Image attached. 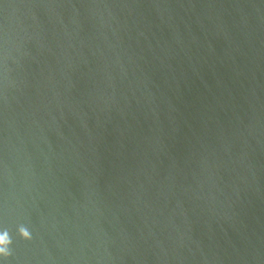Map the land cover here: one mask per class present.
<instances>
[{
	"label": "water",
	"instance_id": "1",
	"mask_svg": "<svg viewBox=\"0 0 264 264\" xmlns=\"http://www.w3.org/2000/svg\"><path fill=\"white\" fill-rule=\"evenodd\" d=\"M0 236V264H264V0H0Z\"/></svg>",
	"mask_w": 264,
	"mask_h": 264
},
{
	"label": "clouds",
	"instance_id": "2",
	"mask_svg": "<svg viewBox=\"0 0 264 264\" xmlns=\"http://www.w3.org/2000/svg\"><path fill=\"white\" fill-rule=\"evenodd\" d=\"M24 235L27 236L28 233L25 231V232H24ZM4 239H5V238H4L3 236H0V243H3V242H4ZM2 251H4V249H3V248H0V252H2Z\"/></svg>",
	"mask_w": 264,
	"mask_h": 264
}]
</instances>
